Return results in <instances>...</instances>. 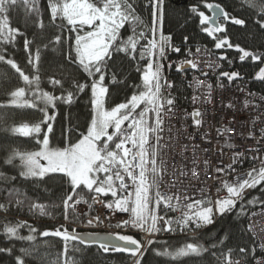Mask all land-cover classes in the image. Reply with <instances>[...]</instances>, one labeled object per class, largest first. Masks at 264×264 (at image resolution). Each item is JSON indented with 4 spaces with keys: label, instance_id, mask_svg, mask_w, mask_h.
Masks as SVG:
<instances>
[{
    "label": "snow or ice",
    "instance_id": "6c2138e0",
    "mask_svg": "<svg viewBox=\"0 0 264 264\" xmlns=\"http://www.w3.org/2000/svg\"><path fill=\"white\" fill-rule=\"evenodd\" d=\"M244 3L250 13L256 17L259 29H264V0H244ZM205 7L212 15H205L196 5L189 8L191 14L199 17L201 31L216 40V49H221L225 45L229 48L233 47L227 37L221 39L215 36L216 33L225 31L219 22L215 27L203 26L213 20L216 13H219L224 21L231 20L233 24L239 26H244L245 20L231 17L220 4L206 3ZM140 10L149 13L150 28L137 14V0H101L100 4L95 3L94 0H47L46 8L41 5L40 0H0V47L14 45L17 37L24 35L18 28L11 27L10 18L13 13L22 15L27 24L29 21L35 23L36 18L43 11L50 16L51 24L61 31V35L54 37L56 45L62 47V33L65 27L69 33H76L74 43H69L67 54L61 57V60L67 61V65L75 66L67 73V79L76 89V93H83L85 88L89 87L76 80L79 71H83L92 79L90 85L92 119L87 124L86 132H81L73 143V130L70 128L66 135L62 132V135H65L64 146L52 147L50 135L54 134L57 101L71 105L75 99L74 92L68 91L67 95H64V82L58 78H52L49 82L54 89L57 87L61 89L62 94L59 96L45 92L39 87L40 53L37 50L33 57L31 53L33 42L26 37L23 48L28 53V63L32 65L35 73L31 77L14 59L7 58L5 53L0 51V63L7 65L5 71L0 73V92L7 96L4 102H0V126H3L4 132L13 137L17 134L20 136L34 134L36 143L39 145L38 150L31 152L10 147V154L5 163L13 164L15 160H19L20 177L32 180L38 187L41 184L57 182L60 185H67L66 189L60 188L62 195L58 197L59 204H57V207L62 205V214L66 221H69L73 213L77 211V205L82 202L87 203L80 198V193L87 190L93 202L102 203L110 212L128 214L127 218H119L115 223L114 226L117 229L132 228L153 235L160 232H175L176 226H179L182 231L190 229L193 225L199 229L213 224L216 216L224 217L234 212L237 203L244 199L246 188H256L257 185L264 184V164L249 170L247 178L242 181L239 179L235 183L225 181L223 188L227 196L217 199L214 206L211 200L204 198L183 203L180 197L159 191L161 183V169L157 163L159 152L157 144H153L151 140L163 122L161 114L165 105L169 106L167 108L169 112L174 105L171 92L168 97L163 96L161 92L163 88L173 89V84L164 79L162 61L167 59V51L180 52L181 49L173 45L171 35H164L163 32L166 0H144ZM57 20L61 23L56 24ZM65 21L66 25L63 23ZM125 24L132 25V35L126 40L121 39L120 34ZM140 24H145L146 31L151 32V39L147 38L146 31L137 32V26ZM85 25L91 30L80 35ZM39 27L44 29L45 25L41 22ZM145 39L147 43L141 45V41ZM188 39L187 36L184 37L185 42ZM239 50L242 52L241 60L249 56L253 61L261 59L258 55ZM137 52L139 59H137ZM114 53H123L125 57L136 62L141 83L135 86L139 91L133 92L125 102L118 103L109 109L105 108L106 97L109 95V89L105 84V73L111 67L109 61L113 64L116 62L117 57ZM145 59L148 62L141 70L139 62ZM185 65L196 67L192 61H182L177 65V72L185 71ZM171 67L172 65L169 64V68ZM221 75L231 82L239 73L222 72ZM255 79L264 81V67L259 69ZM20 81H23L24 86H20ZM200 83L202 81H198L197 86ZM41 103L44 105L43 108H39ZM141 105L144 107L137 112ZM37 108L44 114L39 123L32 125L22 123L19 127L12 126L19 115L18 110ZM49 108L53 109L51 115L48 112ZM150 112L155 113L156 116L154 125L148 123L147 116ZM192 116L197 118L201 116V113L194 111ZM125 122H128L126 129L123 127ZM194 122L199 124L200 121L194 119ZM43 126H46V130ZM109 128L112 129L111 133L108 131ZM41 133L42 140L39 138ZM155 139L158 143L160 137L156 135ZM14 143V139L8 140L9 145ZM113 143L114 148L111 147ZM241 155V153L236 154L233 164L239 162ZM228 167L231 168L232 165ZM217 171L224 173L225 169L218 168ZM193 175H196L195 169H193ZM0 179L7 180L8 177L0 172ZM16 179L15 176L11 177L13 181ZM154 189L155 195H152ZM7 191L10 202L15 199L17 205L24 203V193L13 188H8ZM109 194L112 197L111 200L100 199ZM183 200L189 201L190 197L185 196ZM160 205H163L165 210L177 211L183 208L186 211L176 220L165 219L164 216L157 215ZM3 208L4 205L0 204V209ZM31 208L39 209L41 213L45 212V207L39 203H32ZM91 208L92 205L89 204V209ZM244 212L245 206L240 203L239 211L236 212L237 217L243 216ZM161 221L162 224L159 223ZM101 223L103 221L99 215L87 220L89 226H99ZM21 227L23 225L17 224L4 228V233L9 240L33 242L28 247L20 248L21 256L16 258V264H25L24 257H32L38 260L39 264H78L77 260L68 254L70 248L80 251L75 244H71L73 241L89 247L95 245L104 253L130 254L133 264H142L146 251V245L132 235L117 232L108 235L89 233L85 236L78 233L75 228L71 231L67 228L63 230L57 228L54 231H44L39 234L43 237H58L65 243L63 253H57L54 259H50L41 256L39 246L34 243L36 237L31 233H36L37 230L29 227L30 234L22 236L18 231ZM147 243L150 245L153 241L149 240ZM219 243L223 245L224 241L220 240ZM211 247L216 249L217 246L213 244ZM208 251L209 249L197 243H186L173 250L165 247L163 251H156L155 254L175 261L183 257H199ZM4 252L11 254L12 249L0 247V253ZM239 253L246 256L247 249L240 247ZM210 254L217 257V264H240V261H233L231 249L227 253L221 249L219 254L216 252Z\"/></svg>",
    "mask_w": 264,
    "mask_h": 264
},
{
    "label": "trees",
    "instance_id": "16d2710c",
    "mask_svg": "<svg viewBox=\"0 0 264 264\" xmlns=\"http://www.w3.org/2000/svg\"><path fill=\"white\" fill-rule=\"evenodd\" d=\"M101 0H94L99 3ZM43 7L46 8L47 0H40ZM144 0H137V14L147 26L150 25V15L147 11H141ZM206 3L220 4L231 17L244 19L245 25H235L223 19L219 21L225 28L224 32L216 33L218 38L227 37L229 43L233 47L229 48L227 45L221 49L215 48L216 40L209 37L206 33L201 31L199 24V17L190 13L189 8L196 5L199 11H203L205 15H210L209 10L205 7ZM45 25L44 29L39 27L40 23ZM61 21L57 20L56 24ZM66 25V21L63 22ZM10 24L13 28H18L24 35L18 36L14 45H4L0 47L7 58L14 59L21 69L25 71L30 77L34 75L32 65L28 63V53L24 51L23 44L25 37L32 41L31 53L33 57L37 50L40 53V83L39 87L50 94L61 95L62 91L59 87L53 88L50 84V79L58 78L64 82L63 94L67 95L68 91H73L75 94L74 103L71 105L63 104L57 101V108L55 109L56 120L54 122V134L50 135V145L52 147H63L65 143V135L68 129H72V142L74 143L81 132H86L87 124L92 119L91 111V88L92 79L83 71H79L76 80L79 83L86 84L89 87L85 88L83 93H76V89L67 79V73L75 68L74 65H67L66 60H61L63 55H66L69 48V43H74L76 33H69L67 27L62 33L63 45L55 44V35H61L58 27L51 24L50 16L43 11L36 22L29 21L27 24L22 15L13 13L10 18ZM145 24L137 26V32L146 31ZM203 27H209L208 24ZM86 32L90 31L85 28ZM164 35H171L172 43L175 47L181 49L180 52H171L167 60L191 59L193 52L198 49L209 53L212 57L220 61L222 65V72L239 73V75L229 82L225 76L220 77V84L232 86L235 83H248L255 93L264 95V81L254 80V76L261 68L264 61V29H259L256 24V17L247 9L244 0H166V19L163 25ZM121 39H127L132 35V25L125 24L120 30ZM149 39L148 35H146ZM189 39L185 42L184 37ZM147 43V39L141 41V45ZM139 47V46H138ZM54 49H60L55 51ZM248 51L261 57L260 60L253 61L251 56L241 60L242 52L239 50ZM117 57L113 64L109 61L111 67L106 70L105 84L109 89V95L106 97L105 108L115 107L116 104L125 102L127 98L131 97L133 92L139 91L135 86L141 83L140 72L136 70L137 64L135 61L125 57L123 53H114ZM137 59L139 54L137 52ZM221 57H224L221 59ZM147 59L139 62L141 70L147 64ZM7 65L0 63V73L4 72ZM66 69V70H65ZM191 67L185 65V71L177 72L176 68L171 69L170 77L173 84L172 98L178 106L184 105V98L187 97V89L180 81L182 75H189ZM98 78V76H97ZM20 86H24L23 81H20ZM7 96L0 92V102H4ZM44 105L39 104V108ZM143 105L136 111L139 112ZM16 120L12 126L19 127L22 123L29 125L39 123L43 118V112L39 109H22L18 110ZM49 114H53V109H48ZM0 126V172L4 173L7 180L0 179V204L4 205L0 209V247L11 248L12 252L0 253V264H16V258L21 256L20 248L28 247L33 242L9 240L4 233L6 226H15L17 224L23 225L18 231L20 235L27 236L30 234L29 227L35 228L36 233H31L36 237L34 242L39 246L41 256L45 258L54 259L57 253H63L65 243L58 237H43L39 234L44 231H54L57 228H67L66 225L78 224L79 219L76 215H72L69 221H66L63 216L62 205L59 204L58 197L62 195L60 188H67V185H60L57 183H49L47 185L41 184L39 187L32 180H25L20 177L19 173L21 165L19 160H15L13 164L5 163L9 156V148H15L20 151L31 152L39 149L36 143L35 135L33 136H10L2 130ZM46 130V126H43ZM62 132L65 135H62ZM111 132V131H110ZM43 139V134L40 137ZM15 140L12 145L8 144V140ZM115 139V138H114ZM117 142V141H116ZM114 145V143L112 144ZM17 177L15 181L11 177ZM8 188H13L25 194L24 203L17 205L15 199L11 202L8 198ZM55 193V195H53ZM82 201H87L85 204L91 202L90 194L87 190L80 193ZM107 198V197H104ZM253 201V203H249ZM32 203H39L45 207V212L41 213L39 209H32ZM84 203V202H82ZM243 203L245 212L243 216L237 217L236 212L239 211V204ZM163 205H160L162 207ZM264 207V184L257 185L252 188L251 192L239 203L234 212L218 217L217 221L211 225L203 226L196 229L193 225L190 229L181 230L176 226V231L171 232V236L150 244L145 255L142 258V264H217V257L211 255V252L219 254L222 249L225 253L229 249L232 250V258L242 260L245 263L251 261L257 256L255 249V241L253 236L248 231L247 220L251 213ZM6 209V210H5ZM164 214L167 219L176 220L180 217L174 215L170 209L165 210ZM195 234V237L189 236ZM220 240L224 244H220ZM186 243H197L207 249L199 257H183L178 260H171L168 257L157 256L156 251H163L165 247L173 250L183 246ZM76 248L80 251L69 249V255L74 257L78 264H128L130 254L127 253H104L97 246L91 247L81 244L78 241H73ZM216 244V249H212V245ZM247 249V255L239 253V248ZM25 264H39V261L32 257H24Z\"/></svg>",
    "mask_w": 264,
    "mask_h": 264
},
{
    "label": "built area",
    "instance_id": "2783aa9c",
    "mask_svg": "<svg viewBox=\"0 0 264 264\" xmlns=\"http://www.w3.org/2000/svg\"><path fill=\"white\" fill-rule=\"evenodd\" d=\"M167 51V58L171 54ZM185 59L162 61L164 79L170 83L171 69L177 68ZM196 64L191 67L189 75H182L180 81L187 89L185 104L178 106L174 101L172 111H167L169 106L165 105L162 112L163 122L151 142L157 144L158 160L161 169V183L159 191L171 196H178L181 202L187 203L204 198L211 200L214 206L217 199L227 196L223 188L225 181L235 183L238 179L247 178V173L252 168H259L264 164V95L252 91L248 83H235L232 86L220 84L222 65L220 61L209 53L196 49L191 59ZM169 64L172 65L169 68ZM202 83L197 86V82ZM164 81H162L163 83ZM162 95L168 97L169 90L163 88ZM199 111L200 122L196 124L192 113ZM150 125L155 124V113L147 116ZM128 122L123 127L127 128ZM227 130V131H226ZM160 137L157 143L155 136ZM118 142V141H117ZM130 146V145H129ZM115 145L113 146V148ZM237 153L242 155L239 162L233 164ZM255 157V159H253ZM232 165L231 168L228 166ZM218 168H224L220 173ZM195 169L196 175H193ZM235 169V171H233ZM220 189V191H217ZM252 188L244 190V198L251 192ZM155 189L152 195H155ZM185 196L190 197L184 201ZM101 200L104 199L100 197ZM175 203V199L173 201ZM241 202V201H239ZM238 202V203H239ZM89 204L92 208L89 209ZM81 203L76 206L77 211L73 213L79 219L78 224L66 225L71 231L73 228L80 234H120L132 235L147 246V242L164 240L171 236V232H160L150 234L140 232L132 228H115L119 218H127V213H112L102 203ZM92 212V215L90 214ZM164 206L157 209V215L164 214ZM186 209L173 211L174 215L181 217ZM100 216L103 223L99 226H89L87 220ZM219 216L214 218L217 221ZM162 224V221L159 222ZM248 231L255 241L257 256L251 263H245L239 259L240 264H264V207L251 213L247 220ZM190 236H195L192 234ZM217 260V259H216ZM130 263L133 264L131 257Z\"/></svg>",
    "mask_w": 264,
    "mask_h": 264
},
{
    "label": "rangeland",
    "instance_id": "374dc122",
    "mask_svg": "<svg viewBox=\"0 0 264 264\" xmlns=\"http://www.w3.org/2000/svg\"><path fill=\"white\" fill-rule=\"evenodd\" d=\"M99 3L98 4H100L101 3V1H98ZM150 26H151V23H150V25L148 26V28H150ZM85 28H89V26H87V25H85L84 27H83V30L80 32V35H84L85 33H86V30H85ZM90 29V28H89ZM91 30V29H90ZM146 35H148V37H149V39H151L152 38V34H151V32L150 31H146ZM262 67H264V61H263V64L261 65V68ZM259 72V70L257 71V73ZM256 73V74H257ZM256 74H255V76H256ZM255 76H254V80H256L255 79ZM256 81H258V80H256ZM144 107V106H143ZM142 107V108H143ZM109 133H111L112 132V129L111 128H109ZM111 131V132H110ZM90 214L92 215V212L90 211ZM190 235H192V234H190ZM130 261H131V258L129 259ZM128 263H130L129 261H128Z\"/></svg>",
    "mask_w": 264,
    "mask_h": 264
},
{
    "label": "water",
    "instance_id": "95a60500",
    "mask_svg": "<svg viewBox=\"0 0 264 264\" xmlns=\"http://www.w3.org/2000/svg\"><path fill=\"white\" fill-rule=\"evenodd\" d=\"M209 14L212 15V13L210 11H209ZM222 19L223 18L219 15V13H216L215 18L213 20L209 21L208 25L215 27L217 22H219ZM194 119H196V118H194ZM100 235H102V234H100ZM85 236H87V235H85Z\"/></svg>",
    "mask_w": 264,
    "mask_h": 264
}]
</instances>
